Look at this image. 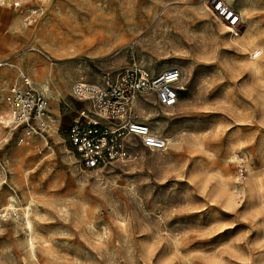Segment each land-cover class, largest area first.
<instances>
[{"label":"rangeland","instance_id":"obj_1","mask_svg":"<svg viewBox=\"0 0 264 264\" xmlns=\"http://www.w3.org/2000/svg\"><path fill=\"white\" fill-rule=\"evenodd\" d=\"M226 1L237 30L208 0H35L31 25L0 6V121L21 71L53 119L30 143L0 122V264H264V0ZM134 60L182 72L174 105L149 94L135 108L170 140L85 170L67 138L84 106L72 85Z\"/></svg>","mask_w":264,"mask_h":264},{"label":"built area","instance_id":"obj_2","mask_svg":"<svg viewBox=\"0 0 264 264\" xmlns=\"http://www.w3.org/2000/svg\"><path fill=\"white\" fill-rule=\"evenodd\" d=\"M35 0H0V5L22 10L32 5L26 21L32 24L42 13ZM209 10L233 30L241 22L240 14L226 0H208ZM2 66V64H0ZM182 72L178 67L150 74L138 61H132L112 72H107L99 82L77 80L73 83L71 96L84 106L75 109L67 130V138L85 170L102 171L115 163L133 159V145L150 150H163L167 139L152 131L150 124L140 121L135 112L140 96L155 95L162 106L174 105L182 91ZM12 115L7 122H0L11 131L23 130L26 143L33 139L47 141L53 123L49 101L24 71L6 89ZM6 214H16L10 210ZM0 210V220L4 217Z\"/></svg>","mask_w":264,"mask_h":264},{"label":"bare ground","instance_id":"obj_3","mask_svg":"<svg viewBox=\"0 0 264 264\" xmlns=\"http://www.w3.org/2000/svg\"><path fill=\"white\" fill-rule=\"evenodd\" d=\"M223 23H224V22H223ZM224 26H226V25H224ZM226 28L231 29V27H229V26H226ZM235 35H236V36H240V34L237 33V32L235 33ZM0 64H1V62H0ZM5 64H9V62H5ZM32 68H34V69L37 68V65H36V64H32ZM42 84H43V87L45 88V90L48 91V90H49V86L47 85V82L44 81ZM180 86H181V89H182V90H185V87H184L183 85L180 84ZM157 114H158V113H157ZM166 114H169V113H166ZM3 121H4V120H3ZM155 132H156V131H155ZM167 140H170V139H167ZM27 223H28V224H27V225H28V228L30 229V231H31V233H32V232H33V227H32V224H31V222H30L29 219L27 220ZM31 247H32V248L34 247V245H33V240L31 241Z\"/></svg>","mask_w":264,"mask_h":264},{"label":"crops","instance_id":"obj_4","mask_svg":"<svg viewBox=\"0 0 264 264\" xmlns=\"http://www.w3.org/2000/svg\"><path fill=\"white\" fill-rule=\"evenodd\" d=\"M37 5L40 6L39 4H37ZM0 6H2V5H0ZM5 7H6V6H5ZM7 8L13 10V8H9V7H7ZM27 8H29V5L25 4V5H24V10H26ZM41 9H42V8H41ZM14 10H15V9H14ZM16 10H18V9H16ZM35 21H36V19H35ZM35 21H34V22H35ZM28 24H29V23H28ZM29 25H31V24H29ZM1 63H3V62H1ZM2 65H3V64H2ZM11 84H12V83H11ZM11 84H10V85H11ZM10 85H9V86H10ZM7 88H8V87H7ZM7 88H5L4 90H6ZM61 119H62V118H60V121H61Z\"/></svg>","mask_w":264,"mask_h":264}]
</instances>
